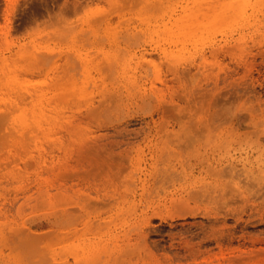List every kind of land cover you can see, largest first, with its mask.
I'll list each match as a JSON object with an SVG mask.
<instances>
[{
    "label": "rangeland",
    "instance_id": "1",
    "mask_svg": "<svg viewBox=\"0 0 264 264\" xmlns=\"http://www.w3.org/2000/svg\"><path fill=\"white\" fill-rule=\"evenodd\" d=\"M193 262L264 264V0H0V264Z\"/></svg>",
    "mask_w": 264,
    "mask_h": 264
},
{
    "label": "bare ground",
    "instance_id": "2",
    "mask_svg": "<svg viewBox=\"0 0 264 264\" xmlns=\"http://www.w3.org/2000/svg\"><path fill=\"white\" fill-rule=\"evenodd\" d=\"M206 103H207V100H206V97H204V98H202L201 100H199L198 101V103L196 104V107L198 108V110H202V113H203V115L205 116V115H207V112H209V110L208 111H206L207 110V107H206ZM191 105H189L188 107H190ZM208 126H209V122H208V120H207V118L205 119V117H204V119L202 120V130L204 131V132H206L207 131V129H208ZM120 133V132H119ZM123 134H121L120 133V136L121 137H123V138H125L124 136H122ZM131 135V134H130ZM119 136V135H118ZM126 136V138H127V136L128 135H125ZM113 137H116V136H113ZM113 137H112V139H113ZM121 137H119L118 139H116V140H112L110 143H109V145H112V144H124V143H128V142H125V140H123V139H121ZM180 137H181V140L183 141V143L184 144H186L189 148H193V147H195V146H190V145H192V144H194L196 141H195V137L194 136H192V135H190V134H185V135H180ZM128 138H129V136H128ZM127 140V139H126ZM129 140V139H128ZM200 141H202V143H203V145L204 144H207V142L210 140V135L209 134H207V133H203V135L200 137V139H199ZM130 141H131V139H130ZM130 141H129V143H130ZM105 144V143H104ZM103 144V145H104ZM122 144V145H123ZM131 144V143H130ZM102 145V144H101ZM106 145V144H105ZM104 145V146H105ZM108 145V144H107ZM104 146H103V148H104ZM113 146V145H112ZM123 146H125V144L123 145ZM113 147H115V146H113ZM113 147H111V148H113ZM116 147H118V146H116ZM121 147V146H120ZM128 147V146H127ZM109 148H110V146H109ZM108 148V149H109ZM122 148V147H121ZM99 149V148H98ZM105 149H107V146H106V148ZM120 149V148H119ZM130 149V148H129ZM109 150H111V149H109ZM127 150H128V148H127ZM127 150H125V151H122V152H119V155L121 156V160H122V158H124L125 160H123V161H126V159L127 160H129L128 158H129V155H128V152H127ZM112 152L114 151V148L111 150ZM129 151V150H128ZM112 154V153H111ZM110 154V155H111ZM111 156H113V155H111ZM110 156V157H111ZM114 157V156H113ZM126 171V170H125ZM166 171V170H165ZM168 172H169V170H168ZM121 173V172H120ZM119 173V174H120ZM164 173V172H163ZM160 174V173H159ZM158 174V175H159ZM122 175V174H121ZM166 175H168V174H166ZM81 176V175H80ZM163 177V176H162ZM171 177V176H170ZM162 180L164 179V178H161ZM168 180V179H167ZM161 182V181H160ZM92 190V189H91ZM105 206H106V204H105ZM104 205H103V207L102 208H104L105 207ZM193 212V211H192ZM189 228V227H188ZM218 230V229H217ZM188 230H186V232H187ZM228 231V230H227ZM204 232V231H203ZM200 233V232H199ZM215 233V232H214ZM219 233V232H218ZM191 234H193V233H191ZM204 234V233H203ZM207 234V233H206ZM212 235V234H211ZM185 236H186V234H185ZM189 236H190V234H189ZM188 237V236H187ZM234 237V236H233ZM203 238V237H202ZM186 240H189L188 238L186 239ZM217 241V240H216ZM219 241V240H218ZM217 241V242H218ZM221 241V240H220ZM194 242V241H193ZM195 243V242H194ZM194 243H192L191 244V250L188 248V251L190 252V255H193L194 257L198 254L197 253V250H196V252H195V249L193 248L192 249V246H193V244ZM199 251V250H198ZM200 253V252H199ZM206 254V253H205ZM199 257V256H198ZM197 257V258H198ZM209 257V256H208ZM206 259V258H205ZM194 263V262H193ZM192 263V264H193ZM195 264V263H194Z\"/></svg>",
    "mask_w": 264,
    "mask_h": 264
}]
</instances>
